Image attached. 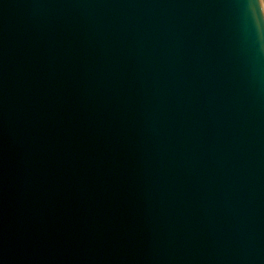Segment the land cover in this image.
Listing matches in <instances>:
<instances>
[{"label": "water", "instance_id": "1", "mask_svg": "<svg viewBox=\"0 0 264 264\" xmlns=\"http://www.w3.org/2000/svg\"><path fill=\"white\" fill-rule=\"evenodd\" d=\"M0 264H264V0H0Z\"/></svg>", "mask_w": 264, "mask_h": 264}]
</instances>
